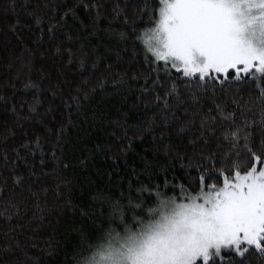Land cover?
Segmentation results:
<instances>
[{"label": "trees", "instance_id": "16d2710c", "mask_svg": "<svg viewBox=\"0 0 264 264\" xmlns=\"http://www.w3.org/2000/svg\"><path fill=\"white\" fill-rule=\"evenodd\" d=\"M95 2L98 8L85 10L81 0H51L56 6L53 11L51 6L43 8L44 0H0V264H74V255L98 244L104 239L106 229L124 235L125 225L135 228L138 219L149 218L157 190L151 189L152 182L159 191L177 199L197 190L194 180L197 171L184 169L177 161H172L175 168L161 171L159 165L166 163L163 153L153 149L150 134L144 133L140 138L138 131L154 115L158 123H162L161 110L155 107L153 99L156 93L163 96L175 81L185 104L173 109L176 119L170 120L166 139L182 151L190 150L188 138L193 133L187 130L180 133L179 129L188 118L184 108L189 114L192 110L188 89L197 88V85L181 82L180 74L174 69H157L132 39L135 29L151 27L158 18L157 0H148L150 11L147 15L143 14L144 0ZM38 3L40 8H36ZM65 5L74 7L76 17H66L61 22L63 26L57 25L51 37L45 31L43 39H39L40 31L28 12L43 13L46 27L50 21L56 24L60 20ZM93 27L98 31L89 35ZM118 32L127 33L129 39L121 42L111 35ZM69 34L74 38L72 41L67 39ZM86 36L88 55L83 68L78 66V61L67 66L55 54L57 46L79 49ZM42 51L45 53L43 58L40 56ZM28 60L32 62L30 75L34 82H39L38 70L43 67L52 72L55 83V68L60 67L65 73L61 80L63 99L69 100L77 85L85 88L88 98L83 99L81 93V107L77 110L73 105L69 115V110L61 103V96L53 98L45 90L41 95L42 105L37 106L41 119L19 121L11 106L31 101L34 91L23 87L28 79L23 63ZM18 72L21 73L19 77ZM134 74L136 79H132ZM64 79L70 84L64 83ZM154 80L155 92L152 91ZM82 81L87 84L83 85ZM258 86H261L259 81L252 83L250 80L233 81L224 88L216 84L215 101L226 109L234 108L231 99L234 94H241L242 101L255 99ZM41 87H50L48 80L43 81ZM145 87L149 91L145 92ZM201 94L197 92V95ZM204 95L200 101L204 115L208 114V108H213L212 115H217L208 98L212 95L211 86ZM169 103L175 105L176 101L169 98ZM49 106L53 109L50 114L45 112ZM18 111L26 114L27 108L20 110L18 107ZM116 122L124 124L129 135L136 134L131 147H127V141L112 135L115 132L116 136L122 137L121 130L115 127ZM61 127L62 135L50 134L57 133ZM159 131L157 127V134ZM36 135L41 137L43 165L40 151L33 156L21 147L26 141L34 140ZM214 144L213 141L212 146ZM121 147L126 150L121 152ZM14 149L20 151L27 163L16 161L14 168L11 164L4 165L2 157L5 153L10 161L16 159ZM133 169L142 184L136 183ZM32 172L37 175L33 176ZM16 175L23 177L22 186L14 183ZM129 180L133 189L131 203ZM101 188L119 203L115 208L107 204L95 205L96 220H89L81 215L80 208L88 211L90 194ZM184 188L187 192L182 191ZM135 189H141V192ZM148 190L152 191L151 196L147 194ZM249 260L250 264H261L258 256H251Z\"/></svg>", "mask_w": 264, "mask_h": 264}, {"label": "snow or ice", "instance_id": "6c2138e0", "mask_svg": "<svg viewBox=\"0 0 264 264\" xmlns=\"http://www.w3.org/2000/svg\"><path fill=\"white\" fill-rule=\"evenodd\" d=\"M157 2L158 18L151 27L135 29L132 39L134 45L141 48L149 63L157 69H175L180 74L178 79L181 82L197 85V88L188 89L192 110L189 114L188 109L184 108L188 118L179 129L180 133L186 130L193 133L188 138L190 150L182 151L177 144L166 139L169 122L176 119L173 109H179L185 104L175 81L163 96L156 93L153 99L155 107L161 110L162 123H158L154 115L138 131L140 138H143L144 133L150 134L153 149L163 153L166 163L159 165L161 171L175 168L172 161L179 162L184 169L196 170L198 175L194 180L197 190L177 199L159 191L155 182H152L151 189L157 190L155 205L149 209V218L138 219L135 228L125 225L123 236L114 229H106L103 232L104 239L98 244L74 255V264H250L249 258L254 255L264 264V0ZM81 3L85 10L98 8L95 0H81ZM144 3L143 14L147 15L150 11L148 0H144ZM50 6L55 11L56 6L51 0H44L43 8ZM40 7L38 3L36 8ZM28 15L34 18L40 31L39 39L42 40L45 31L51 37L57 25L62 27L61 22L68 16L75 18L76 12L74 7L65 5L60 20L56 24L50 21L46 27L43 13L32 11ZM124 19L127 21L126 16ZM82 26L87 28L86 25ZM97 31L93 27L89 35H95ZM111 35L121 42L129 39L125 32ZM67 39L72 41L74 38L69 34ZM86 43L87 36L79 49H62L57 46L55 54L67 66L78 61V66L83 68L88 55L85 51ZM44 55L42 51L41 58ZM32 67L31 60L23 63V70L28 74L23 87L25 90H34L31 101L11 106V111L16 113L19 121L41 119L37 106L42 105L41 95L45 90L53 98L61 96V103L69 110V115L73 105L77 110L81 107V93L83 99L88 98L85 88L77 85L75 94L69 100L63 99L61 80L65 73L60 67L55 68V83L52 82V72L43 67L38 70L39 82H34L30 75ZM20 74L18 72L17 76ZM132 79H136L135 74ZM45 80L50 85L47 89L41 87ZM249 80L252 83L259 81L261 85L257 87L258 95L255 99L242 101L241 94L236 93L231 98L234 108L226 109L216 103V84L224 88L233 81ZM63 82L70 84L66 79ZM82 84L86 85L87 82L82 81ZM210 86L212 95L208 98L212 100L217 115H212L213 108H208V114L204 115L200 106ZM155 88L156 80L153 81V92ZM144 91L149 89L145 87ZM197 92L202 94L197 95ZM169 98L174 99L176 104H170ZM18 107L20 110L26 107L27 113L18 111ZM45 112H53L52 107L49 106ZM115 127L121 130L122 137L116 136L115 132L112 135L118 140L127 141V147H131L132 140L137 138L136 134L129 135V129L119 122H116ZM157 127L160 128L159 134L156 132ZM62 133L61 127L57 133L50 134ZM21 147L33 156L40 151V163L44 164L39 135ZM125 150L124 147L120 149L121 152ZM13 151L16 159L10 161L5 153L2 157L4 165L11 164L14 168L16 161L27 163L18 149ZM52 155L55 158V151ZM31 174L37 175L35 172ZM133 175L137 177L136 183L142 184L135 169ZM22 181V176H15V184L22 186ZM128 183L131 203L132 181ZM135 191L141 192V189ZM182 191L187 192V188ZM147 194L151 196L152 191L148 190ZM32 195L36 193L32 192ZM90 196L88 211L80 208V213L93 221L96 220L95 205L107 204L115 208L119 203L113 201L110 193L103 188L97 189ZM66 203L71 204V201Z\"/></svg>", "mask_w": 264, "mask_h": 264}, {"label": "rangeland", "instance_id": "374dc122", "mask_svg": "<svg viewBox=\"0 0 264 264\" xmlns=\"http://www.w3.org/2000/svg\"><path fill=\"white\" fill-rule=\"evenodd\" d=\"M149 55H151V54H149ZM175 70V69H174ZM125 235V234H124ZM121 236H123V235H121Z\"/></svg>", "mask_w": 264, "mask_h": 264}]
</instances>
